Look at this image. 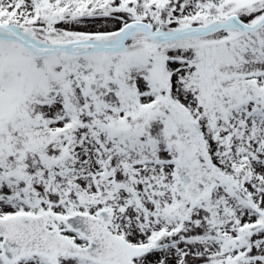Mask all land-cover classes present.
I'll return each instance as SVG.
<instances>
[{
    "label": "snow or ice",
    "instance_id": "6c2138e0",
    "mask_svg": "<svg viewBox=\"0 0 264 264\" xmlns=\"http://www.w3.org/2000/svg\"><path fill=\"white\" fill-rule=\"evenodd\" d=\"M0 264H264V0H0Z\"/></svg>",
    "mask_w": 264,
    "mask_h": 264
}]
</instances>
